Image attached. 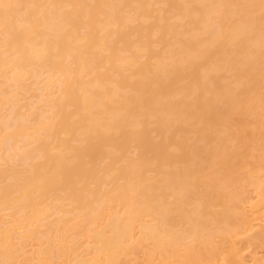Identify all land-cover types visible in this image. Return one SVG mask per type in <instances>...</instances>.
Segmentation results:
<instances>
[{
  "label": "bare ground",
  "instance_id": "bare-ground-1",
  "mask_svg": "<svg viewBox=\"0 0 264 264\" xmlns=\"http://www.w3.org/2000/svg\"><path fill=\"white\" fill-rule=\"evenodd\" d=\"M0 264H264V0H0Z\"/></svg>",
  "mask_w": 264,
  "mask_h": 264
},
{
  "label": "rangeland",
  "instance_id": "rangeland-1",
  "mask_svg": "<svg viewBox=\"0 0 264 264\" xmlns=\"http://www.w3.org/2000/svg\"><path fill=\"white\" fill-rule=\"evenodd\" d=\"M245 192L243 193V203H240V206H244L243 209H245L247 212V214L249 215V217L251 218V222L255 223L256 219L255 218H252L255 216V214H253L252 212L250 213L249 212V207H250V204L254 202V200L256 199V196H255V189L253 187L252 184H246L245 185ZM249 248H245L243 249V255L245 258H247V255L249 254ZM140 256V255H138ZM139 260V258H138Z\"/></svg>",
  "mask_w": 264,
  "mask_h": 264
}]
</instances>
